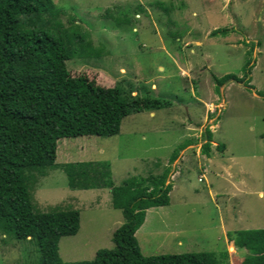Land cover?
Wrapping results in <instances>:
<instances>
[{
    "label": "rangeland",
    "instance_id": "374dc122",
    "mask_svg": "<svg viewBox=\"0 0 264 264\" xmlns=\"http://www.w3.org/2000/svg\"><path fill=\"white\" fill-rule=\"evenodd\" d=\"M51 1L62 29L76 26L81 43L98 50L67 59L70 75L169 101L124 116L115 135L57 139L55 168L36 177L30 196L39 212L78 211L77 231L57 240L60 259L88 260L95 249L112 247L111 231L123 220L109 188L67 186L61 165L90 160L108 164L113 184L168 168V204L149 210L135 234L143 255L225 249L228 264H240L245 249L229 252L227 234L264 228V0ZM112 17L128 21L116 25ZM215 28L226 32L210 35ZM248 60L251 87L215 85L212 75L244 76ZM205 126L212 135L208 156L200 151ZM38 258L28 237L0 233V264Z\"/></svg>",
    "mask_w": 264,
    "mask_h": 264
},
{
    "label": "trees",
    "instance_id": "16d2710c",
    "mask_svg": "<svg viewBox=\"0 0 264 264\" xmlns=\"http://www.w3.org/2000/svg\"><path fill=\"white\" fill-rule=\"evenodd\" d=\"M58 14L51 0H0V233L17 240L31 239L39 254L35 264H228L225 249L217 254L143 255L134 234L146 209L168 204V168L157 175L129 176L113 184L108 164L90 160L61 165L67 186L109 188L110 205L120 211L123 220L111 231L112 247L95 249L88 260L60 259L57 240L77 231L78 211L54 206L39 212L30 196L36 177L55 168L57 139L115 135L124 116L159 109L169 101L130 94L118 83L102 86L84 74L70 75L67 59L98 50H88V42L81 43L83 35L76 26L62 29ZM112 20L118 25L128 18ZM218 32L226 31L215 28L209 34ZM252 65L249 60L244 64V76L226 73L212 75V79L219 87L229 80L251 87L247 75ZM211 136L205 126L202 154H208ZM216 147L221 151L223 144ZM227 235L229 252L233 246L245 249L240 264H264V228L234 229Z\"/></svg>",
    "mask_w": 264,
    "mask_h": 264
},
{
    "label": "crops",
    "instance_id": "0c3cea01",
    "mask_svg": "<svg viewBox=\"0 0 264 264\" xmlns=\"http://www.w3.org/2000/svg\"><path fill=\"white\" fill-rule=\"evenodd\" d=\"M148 114L149 115H152V112L151 111H149L148 112ZM227 168V167H226ZM205 169H207L206 167L205 168H203V171L201 170V175L205 172ZM222 174L221 173H219V175L218 176H221ZM164 206H166V205H164ZM164 206H157V207H150V208H148V209H146L145 210V216H144V222L147 220V216L149 215V213L151 212V211H154V210H156V209H162L161 207H164ZM149 210H151V211H149ZM158 210V211H159ZM144 224V223H143ZM143 224L142 225H140L138 228H137V230L135 231V234L136 233H138L140 230L139 229H141L142 227H143ZM142 231V230H141ZM134 234V235H135Z\"/></svg>",
    "mask_w": 264,
    "mask_h": 264
},
{
    "label": "built area",
    "instance_id": "2783aa9c",
    "mask_svg": "<svg viewBox=\"0 0 264 264\" xmlns=\"http://www.w3.org/2000/svg\"><path fill=\"white\" fill-rule=\"evenodd\" d=\"M198 179H200V178H198Z\"/></svg>",
    "mask_w": 264,
    "mask_h": 264
}]
</instances>
